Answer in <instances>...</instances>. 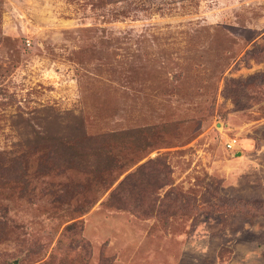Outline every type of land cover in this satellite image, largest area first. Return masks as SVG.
I'll return each mask as SVG.
<instances>
[{"label":"rangeland","instance_id":"rangeland-1","mask_svg":"<svg viewBox=\"0 0 264 264\" xmlns=\"http://www.w3.org/2000/svg\"><path fill=\"white\" fill-rule=\"evenodd\" d=\"M0 264H264V0H0Z\"/></svg>","mask_w":264,"mask_h":264}]
</instances>
